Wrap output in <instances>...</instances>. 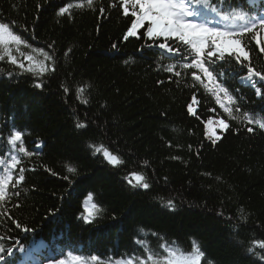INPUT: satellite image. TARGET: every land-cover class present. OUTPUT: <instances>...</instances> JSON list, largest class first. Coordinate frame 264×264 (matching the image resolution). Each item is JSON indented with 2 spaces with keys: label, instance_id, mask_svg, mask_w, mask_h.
I'll return each instance as SVG.
<instances>
[{
  "label": "trees",
  "instance_id": "obj_1",
  "mask_svg": "<svg viewBox=\"0 0 264 264\" xmlns=\"http://www.w3.org/2000/svg\"><path fill=\"white\" fill-rule=\"evenodd\" d=\"M253 4L261 9V0ZM131 19L119 0H93L91 7L87 0H0V22L25 42L19 51L12 46L23 69L7 55L0 59V142L20 129L31 153L16 150L12 183L20 168L25 180L9 187L0 215V245L14 249L8 264H54L69 251L138 262L146 256L138 241L156 251L164 242L191 251L193 240L202 264H264V248L254 244L264 242V130L244 116L264 117L256 90L264 93V81L250 86L242 79L249 62L242 67L227 58L210 69L221 75L209 84L203 72L183 66L191 65V55L182 42L173 39L179 51L169 53L158 47L163 38L143 36V29L125 40ZM254 35L243 44L250 66L264 74ZM218 88L230 106L218 105ZM104 149L119 158L117 166ZM133 172L148 189L128 183ZM89 194L101 211L85 223Z\"/></svg>",
  "mask_w": 264,
  "mask_h": 264
},
{
  "label": "snow or ice",
  "instance_id": "obj_2",
  "mask_svg": "<svg viewBox=\"0 0 264 264\" xmlns=\"http://www.w3.org/2000/svg\"><path fill=\"white\" fill-rule=\"evenodd\" d=\"M87 3L91 7L93 0H87ZM221 5L224 6L222 7ZM245 5L248 6L247 9ZM77 6L82 7V5ZM116 6L115 2L110 3V7ZM71 7L72 5L70 4L60 7L58 15L68 12ZM119 7L123 9L124 16L127 17L130 14L133 17L131 25L124 34L125 40L129 37L137 36L138 30L143 29V36L150 39L163 38V42L159 43L158 47L169 53L179 51V49L171 46L173 39L182 42L191 55V65L185 64L183 66L200 70L209 80L221 75V73H214V71L210 70L211 68L218 63L227 62V58H233L242 67L245 66L243 64L244 61L249 62L247 76L242 77V79L247 80L250 86L254 85L255 78L264 81V74L250 66L249 51L246 50V45L243 44L245 36L255 33L252 39L256 41L260 52L264 53V46H261L264 44V38L260 36V33L264 32V0H261V9L258 11L249 10L254 8V4H249V0H240V3H236V0H231V3L229 0H119ZM209 14L214 16L215 23L209 19ZM22 43L25 42L21 36L14 33L9 23L0 22V59H4V56L7 55L10 63L23 69L25 65L12 55V46L15 45L16 51H19V45ZM115 47L116 45H113V48ZM43 55L45 60L52 59L48 53H43ZM188 58L189 56H182V59ZM24 59L29 62L34 60L32 56H25ZM39 66L41 71L46 70L43 61L39 62ZM33 67L34 65L27 70L33 71ZM166 70L172 72L173 67L168 66ZM176 75L179 76L180 73L177 72ZM193 76L197 80L201 79L195 72H193ZM256 90L257 94L264 98V93L259 88ZM78 91L82 92L83 89H78ZM188 111L195 114L191 105L188 106ZM225 111H228V109H225ZM244 116L250 124L255 123L260 129L264 130V117H260L259 114L249 113H245ZM232 119H235V117L233 116ZM219 124L221 128L226 129L228 127L224 120H220ZM77 126L85 127L82 123ZM247 130L251 133L254 129L248 127ZM23 135L22 130L13 129L9 133L7 143L12 146L13 151L18 149L19 152L30 155L31 153H28L24 147ZM216 139H219V137L217 136ZM99 151L100 149L97 148L96 152ZM2 155L0 154V156ZM103 156L113 166H117L120 163L119 158L107 149H104ZM10 160L11 163L5 168L4 173L0 174V208L4 209V211L0 212V215H4L7 212V209L4 208V202L10 198L9 187L14 188L25 180L24 172L26 170L20 168L18 178H16L15 183H12L13 175L9 169L16 168L20 160L15 154L11 155ZM4 163L5 161L0 159V164ZM67 171L70 173L75 172V168L68 166ZM64 179H67V177H64ZM125 179L134 188H149V184L145 182V177L140 173L133 172ZM15 194L19 195V193ZM92 199V194H89L87 201L91 202ZM167 207L174 208L175 205L169 200ZM100 211L101 209L97 204L91 203V208H89L86 203L85 212L87 214H82L81 218L85 223H91ZM16 227L19 228L21 226L16 223ZM24 231L28 232L31 230L25 228ZM138 243L145 248L146 252V256L139 259L138 262L124 258L103 260L95 254L83 256L69 251L66 258L55 261L54 264H202L204 258V253L195 240L191 242V251H185L176 242L161 243L158 246L159 251L152 249L145 241H138ZM254 244L264 248V242L254 241ZM17 246L21 248V251L24 250L23 246ZM13 255V247L5 248L0 245V261L8 264V257Z\"/></svg>",
  "mask_w": 264,
  "mask_h": 264
},
{
  "label": "rangeland",
  "instance_id": "obj_3",
  "mask_svg": "<svg viewBox=\"0 0 264 264\" xmlns=\"http://www.w3.org/2000/svg\"><path fill=\"white\" fill-rule=\"evenodd\" d=\"M215 134H216V133H215L214 131L209 130L207 135H209V136H214Z\"/></svg>",
  "mask_w": 264,
  "mask_h": 264
}]
</instances>
